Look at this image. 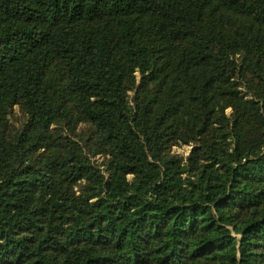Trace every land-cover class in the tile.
I'll return each mask as SVG.
<instances>
[{"label":"trees","instance_id":"trees-1","mask_svg":"<svg viewBox=\"0 0 264 264\" xmlns=\"http://www.w3.org/2000/svg\"><path fill=\"white\" fill-rule=\"evenodd\" d=\"M0 264H264V0H0Z\"/></svg>","mask_w":264,"mask_h":264},{"label":"rangeland","instance_id":"rangeland-1","mask_svg":"<svg viewBox=\"0 0 264 264\" xmlns=\"http://www.w3.org/2000/svg\"><path fill=\"white\" fill-rule=\"evenodd\" d=\"M16 110H17V108H16ZM228 112H229V110H228ZM189 150H190V145H183V146H175V147H173V152L175 154L186 155V154H188Z\"/></svg>","mask_w":264,"mask_h":264}]
</instances>
